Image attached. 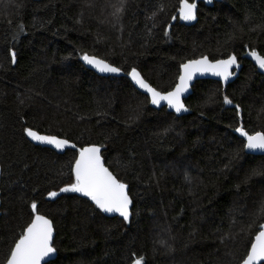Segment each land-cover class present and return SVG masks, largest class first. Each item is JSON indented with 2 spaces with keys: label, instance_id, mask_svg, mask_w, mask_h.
I'll return each instance as SVG.
<instances>
[{
  "label": "trees",
  "instance_id": "16d2710c",
  "mask_svg": "<svg viewBox=\"0 0 264 264\" xmlns=\"http://www.w3.org/2000/svg\"><path fill=\"white\" fill-rule=\"evenodd\" d=\"M2 2L0 264L31 222L33 200L55 227L57 257L48 264H132L140 256L145 264H240L264 223V174H252L264 173V155L247 153L235 131H264V74L242 57L252 48L264 55V0H200L190 23L179 18L180 0H126L118 23L119 0ZM85 52L126 74L135 67L165 91L187 59L236 54L242 68L226 87L197 81L188 114L177 116L154 108L127 76L84 66ZM27 127L78 147L102 145L106 165L128 185L131 219L61 193L78 151L36 145Z\"/></svg>",
  "mask_w": 264,
  "mask_h": 264
},
{
  "label": "snow or ice",
  "instance_id": "6c2138e0",
  "mask_svg": "<svg viewBox=\"0 0 264 264\" xmlns=\"http://www.w3.org/2000/svg\"><path fill=\"white\" fill-rule=\"evenodd\" d=\"M125 3L126 0H119V6L112 5L115 9L112 16L116 19L117 23L119 22ZM196 10V0H191V2L189 0H180L178 12L180 19L185 21L195 20ZM158 11H162V8L154 11L149 19L154 20ZM176 18V16L172 17L173 20ZM19 31H23L22 26L19 27ZM148 32L151 34V29H148ZM164 34L165 36L168 35L167 29L164 30ZM247 55L256 62L260 69H264V55H261L255 48H252ZM10 56L12 63H15L17 53L10 50ZM81 59L100 72H121L120 67H115L108 63L106 59L89 55L87 52L81 56ZM233 66L239 67L236 54H228L223 59H209L208 55H201L195 59H187L185 62L179 64V74L176 77L175 84L166 91L153 87L135 67H132L127 75L131 77L132 81L140 89H143L148 94L152 105H161L162 102H166L169 108L174 109L176 113H180L188 111L182 101V96L188 91L190 82L193 81L196 74L211 73L227 81L229 77L235 75L231 71ZM223 103L232 105L233 100L225 95ZM235 108L237 115H239L240 105L236 104ZM235 131L245 138L244 149L260 150L264 153V131H255L249 134L242 126L235 128ZM24 132L31 140L53 145L56 149H64L70 145V141L67 139H60L55 135H42L31 127L24 128ZM70 146L75 149L74 144ZM102 147L100 144H89L78 149V155L71 165L72 182L65 185L59 191L61 193H82L84 196L89 197L98 209L104 212L118 213L125 222H128L131 215L130 205L133 202L128 192V185L117 179L105 167L101 155ZM252 174L261 175L264 173L254 170ZM47 196L55 198L58 196V193L49 191ZM29 207L31 209V222L22 228L18 234V238L13 237L10 241V247L7 250L4 264H41V261H44V264H48L45 258L51 257L57 252V249L53 246V221L46 215L40 214L35 200L31 202ZM261 209L264 210V202H261ZM258 228L259 230L256 231L254 239L250 241L251 246L247 250V254L241 259L240 264H258V262L264 261V223L259 224ZM132 264H145L144 257L140 256L134 259Z\"/></svg>",
  "mask_w": 264,
  "mask_h": 264
},
{
  "label": "water",
  "instance_id": "95a60500",
  "mask_svg": "<svg viewBox=\"0 0 264 264\" xmlns=\"http://www.w3.org/2000/svg\"><path fill=\"white\" fill-rule=\"evenodd\" d=\"M196 2H197V10H196V19H197V13H198V4H199V2H200V0H196ZM195 19V20H196ZM195 20H191V21H185V20H182V21H184V22H186V23H190V22H193V21H195ZM250 50H248L242 57L243 58H246V59H248V60H250L255 66H256V68H257V70L260 72V73H263L264 74V69H260L258 66H257V64H256V62L250 57V56H248L247 55V53L249 52ZM262 55V54H261ZM99 58V57H98ZM102 59V58H101ZM210 59V58H209ZM238 59V58H237ZM108 62V61H107ZM82 63L84 64V66H86L87 68H89V69H91L92 71H94L96 74H98V75H100V76H114V77H120V76H127V78L131 81V83L135 86V88L137 89V90H139L140 92H142L143 94H145V95H147L148 96V94L143 90V89H140L139 87H138V85H136L135 84V82L134 81H132V79H131V77L130 76H128L123 70H121V72H119V73H104V72H100V71H98L96 68H94L92 65H89V64H87V63H85L83 60H82ZM109 63V62H108ZM238 63H239V67H236V66H233V68L231 69V71H233L234 73H235V75H233V76H231V77H229V79L227 80V81H225V80H222L220 77H218V76H216V75H213V74H211V73H204V74H196L195 76H194V78H193V81L192 82H190V87H189V89H188V91L182 96V101H183V103L185 104V106L187 107V105H186V103H185V100L188 98V96L192 93V87H193V85L197 82V81H199V80H203V79H212V80H216V81H219V82H221L222 83V85H223V87H226L228 84H230L231 82H233L238 76H239V73H240V70H241V68H242V64L240 63V61H239V59H238ZM111 64V63H110ZM113 65V64H112ZM114 66V65H113ZM116 67V66H115ZM137 71H139V70H137ZM140 72V71H139ZM142 75V74H141ZM148 98H149V100H150V97L148 96ZM152 105V104H151ZM154 108H157V109H159V108H162V107H166L170 112H173V113H175L177 116H183V115H186V114H188V112H189V108L187 107V109H188V111H182V112H180V113H176L175 112V110L174 109H172V108H169V106L167 105V103L166 102H162L161 103V105H152ZM237 133V132H236ZM40 134H42V133H40ZM238 134V136L239 137H241V138H243L244 140H245V138L244 137H242L241 135H240V133H237ZM249 134H251V133H249ZM42 135H49V134H42ZM56 136V135H55ZM58 138H60V139H65V138H62V137H59V136H57ZM30 138V137H29ZM30 140H31V138H30ZM68 140V139H67ZM34 144H36V145H39V146H42V147H49V148H51V149H53V150H55L56 152H58V153H64L67 149H73L70 145L71 144H74L75 145V149L74 150H77L78 151V149L80 148V147H78L74 142H72V141H70V145L69 146H66L64 149H56L53 145H48V144H44V143H39V142H37V141H33V140H31ZM245 143H246V140H245ZM87 146V145H86ZM84 147V146H83ZM246 152L247 153H249V154H254V155H264V153H262L260 150H255V151H253V150H248V149H246ZM102 155V154H101ZM102 158H103V161H104V164H105V167H107L108 169H109V171H111L110 170V168L106 165V163H105V160H104V157L102 156ZM112 172V171H111ZM113 173V172H112ZM113 175H115L114 173H113ZM116 176V175H115ZM117 177V176H116ZM118 179V178H117ZM0 187H1V166H0ZM78 194H80V195H82V196H84L82 193H78ZM130 195V194H129ZM84 197H86V198H89V197H87V196H84ZM131 197V196H130ZM133 201V200H132ZM0 203H1V188H0ZM132 206H133V202H132V204L130 205V213H131V215H130V218H129V220L131 219V217H132ZM41 214V213H40ZM108 214L110 215V216H120L118 213H115V212H112V213H109L108 212ZM41 215H44V214H41ZM48 217V216H47ZM121 217V216H120ZM49 218V217H48ZM50 219V218H49ZM51 220V219H50ZM54 225V224H53ZM54 238H55V227H54V232H53V246H54ZM57 257V252L54 254V255H52L51 257H46L45 258V260H47V262H49V261H51V260H54L55 258ZM262 262H264V261H262ZM262 262H258V264H260V263H262ZM41 264H44V261H41Z\"/></svg>",
  "mask_w": 264,
  "mask_h": 264
},
{
  "label": "rangeland",
  "instance_id": "374dc122",
  "mask_svg": "<svg viewBox=\"0 0 264 264\" xmlns=\"http://www.w3.org/2000/svg\"><path fill=\"white\" fill-rule=\"evenodd\" d=\"M0 1H2V0H0ZM3 2H4V0H3ZM3 2H2V3H3ZM107 3H108V2H107ZM107 3H106V4H107Z\"/></svg>",
  "mask_w": 264,
  "mask_h": 264
}]
</instances>
